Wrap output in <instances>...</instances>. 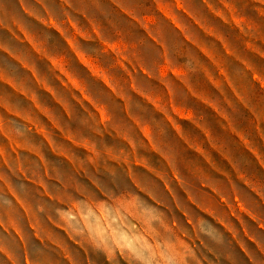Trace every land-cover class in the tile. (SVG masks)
I'll use <instances>...</instances> for the list:
<instances>
[{
    "label": "crops",
    "instance_id": "obj_1",
    "mask_svg": "<svg viewBox=\"0 0 264 264\" xmlns=\"http://www.w3.org/2000/svg\"><path fill=\"white\" fill-rule=\"evenodd\" d=\"M60 3L65 10L62 20L51 14L47 18L41 15V8L51 11L45 0H33L31 4L29 0H18L19 5L16 0H5L2 5L6 12H11L0 20V34H4L0 37V55L8 57L18 70L0 65V217L4 220L0 242L9 249L15 248L20 264H24L25 257L32 264H112L117 256L120 261H128L129 251L135 254L136 262L144 260L143 249L132 236L125 230L124 234L117 233V241L110 224L97 217L92 206L62 205L64 179L59 170L54 173L48 168L46 159L35 158L43 171L40 181L28 176L26 163L17 150H26L31 157L35 146L31 139L21 144L12 137L16 126L10 125L9 119L23 117L29 123L23 125V131L40 135L46 139L41 140L43 146L54 149L48 134H69L68 125L79 118V111L90 117L89 104L93 100L85 87L95 83L97 71L110 95L114 86L128 84L132 95L159 118L146 120L133 115L132 101L119 96L124 113L152 155L141 157L135 149L134 157L119 162L121 167L129 172L132 168L145 169L164 182L173 198L176 193L171 184L176 183L189 199L201 194L218 198L219 205L226 206L233 217L245 210L263 231L256 216L259 205L253 202L252 210L242 202L237 181L259 197L261 203L264 181L250 178L238 164L235 152L249 154L264 168V112H257L251 103H264V95H258L264 93V0H139L133 8L125 0ZM105 5H111L112 16L117 19L109 16ZM18 8L23 16L52 32L51 38L33 31L23 16L15 12ZM131 29L144 33L158 49L167 51L169 43L174 47L175 60H166L159 67V76L143 67L141 49L147 40H137ZM169 33L174 36L170 42ZM82 42L98 46V52L86 51ZM184 58L194 63L195 71L186 70V65L179 63ZM233 65L242 71L234 72ZM112 70L120 72V81L113 79ZM140 76L153 84L148 88L138 85ZM33 86L55 104L64 121L61 126L55 124L50 131V110L39 103ZM16 96L24 103L23 113H17L10 105ZM37 108L41 118L43 114L49 118L47 125H33V111L37 113ZM109 117L105 107V127ZM3 118L7 119L6 124ZM166 132L175 138L177 148L194 158H184L168 144ZM66 144L72 146L69 141ZM61 160L75 172L73 160ZM156 160L159 167L154 166ZM21 165L23 168L17 172L16 167ZM185 172L199 180L201 188L211 195H194ZM130 179L136 181L137 177L130 175ZM17 180L35 184L38 194L53 199L51 204L55 206L47 205L44 213L34 215L35 206L29 207L32 201L25 200L27 193L23 185H17ZM52 181L61 185L57 196L47 191ZM229 192L235 204L229 202ZM163 193L157 191L160 196ZM59 211L63 212V220ZM250 239L255 242V238ZM0 264L12 261L0 253Z\"/></svg>",
    "mask_w": 264,
    "mask_h": 264
},
{
    "label": "rangeland",
    "instance_id": "obj_2",
    "mask_svg": "<svg viewBox=\"0 0 264 264\" xmlns=\"http://www.w3.org/2000/svg\"><path fill=\"white\" fill-rule=\"evenodd\" d=\"M110 72L113 79L120 81L121 74L118 70H112ZM80 75L81 78H84L81 72ZM101 76L100 71H97L95 83H90L89 86L85 87V92L89 93L93 103L89 104L90 117L87 118L85 114V118L81 122L83 126L89 130L91 136H86L81 129L73 127V123L80 118V113L82 111H79V118L74 119L73 123L68 125V129L71 131L69 134L63 135L60 133L58 135L56 133H50L47 135L49 141L54 143V149L45 148L41 140L45 141L46 139H41L40 135H29L23 131L22 127L16 123L19 121L22 125L29 124L23 117L16 116L14 120L9 119V124L16 126V133L12 135L15 141L23 144L24 142L26 143L28 139H31L35 146L31 153V157L28 151L17 150V152H20V158L26 163L24 167L26 173L35 180H41L43 171L39 163L35 161V158L40 157L46 159L49 169H52L54 173L57 172L59 169L56 168L49 159V153L60 160L70 159L74 161L75 173L87 175L88 180L91 182H81L75 178L74 173L71 174L68 171L61 173L59 170L58 172L61 178L64 179V194L61 198L63 202L62 205L65 208H70V206L75 204L80 205L81 208L92 206L97 213L96 216L101 217L106 223L110 224L109 227L115 234L117 241L119 240L117 233L119 235L120 233L124 234L126 230L130 235L129 237L132 236L135 243H138V247L143 249V261L136 262L135 259H133L135 254L129 251V256L132 258L129 257L128 261H120L117 256L112 264H196V260H194L191 255L193 250L196 251L198 256H205L207 252L202 246L198 245L196 237L188 227V224H190L193 229L198 230L200 225L203 224V221L197 223L176 198H173L176 202L175 205L172 198L166 193H163L161 196L157 194V191L162 193V189H160L158 185L149 183L144 177L137 175L135 172L136 168H132V171L129 172L126 167L120 166V161L126 158L131 159L135 156V149L138 150L139 156L141 157L143 155L140 154V149L149 153L151 158L152 155L148 145L145 143L144 139L140 138L135 128L122 131V126L115 122L113 113L116 107L121 106L119 103V96L124 95L129 98V100L132 101V105L136 100L135 95L128 94L129 91L131 92V87L122 82L121 85L113 87L114 90L112 91V95H110L101 84ZM97 86L105 89L106 93L98 94L96 91ZM32 90L33 93L37 95L39 103L43 104L44 107H48L52 118L49 120L45 114H43V118H41L39 115L40 110L37 108V113L33 111V125L45 126L47 125V119L50 122V131L53 128L55 129V124L61 126L64 121L59 110L54 106L55 104L51 102L47 95L38 91L36 86H33ZM4 95L6 97V93H4ZM105 96H107V100ZM10 105L17 113H23L25 110L24 103L18 99V96L13 99V103L11 102ZM105 107L110 116L107 120L108 123L106 127L103 122ZM93 114L94 116H91ZM1 120L6 124V118ZM131 123L134 125L132 121ZM109 125H111V127H109ZM133 133H135V135H133ZM66 136L69 138H66ZM97 136L101 139L105 136H112L126 144L127 149L110 147L105 153H101L98 151L99 145L94 139V137ZM137 137L139 138V143L136 142ZM68 141L72 146L66 144ZM128 149H130V155ZM80 152L86 153L88 159L81 160L77 155V153ZM112 165L125 168L127 172L112 167ZM89 166L95 169V171L90 169L88 172ZM20 168H23V165H21V167L17 166L16 171L20 172ZM130 175L137 177V180H132L130 183L128 179ZM32 186L38 189L35 184ZM57 194H59V192ZM148 195L152 200L147 198ZM198 200L202 201V203H198ZM189 201L201 208L202 211L206 210L205 212L209 215L220 220V223H224L215 211L218 205L214 197L201 194V197H195L194 199H189ZM51 206H55V204H51ZM259 207L260 206H258V208ZM253 208L254 207H252V210ZM94 209L92 210L94 211ZM180 212L185 215L188 224L185 217L182 216ZM256 216L258 222L264 227V212L258 211ZM234 217L239 221L244 236L250 241V238L254 239L255 236L249 231L248 221H251L253 224L256 223L249 217L248 213L241 209ZM244 217H247L248 221H246ZM225 227L232 234L234 240L240 245L241 250L246 255L252 257L251 250L240 239L239 233L235 230L234 226L225 224ZM206 242L210 243V241ZM205 264H207V262H205Z\"/></svg>",
    "mask_w": 264,
    "mask_h": 264
},
{
    "label": "clouds",
    "instance_id": "obj_3",
    "mask_svg": "<svg viewBox=\"0 0 264 264\" xmlns=\"http://www.w3.org/2000/svg\"><path fill=\"white\" fill-rule=\"evenodd\" d=\"M33 0H29V3L31 4ZM139 0H125L126 5L129 8H133ZM16 3L18 4V0H16ZM45 3L47 5V8L50 11L46 12L43 8L40 9L41 15L45 16L47 18L50 14L56 16L59 19H64V13L65 10L63 6L60 3V0H45ZM5 4V0H0V20L5 18V15L7 12H11L9 9L6 10L2 7V5ZM19 5V4H18ZM38 7V5H37ZM77 7H79V4H77ZM106 11L109 12V16L112 19H117V17L112 16V7L111 5H105ZM15 12L20 13L23 16L22 9L18 8V10H15ZM74 18L75 13H73ZM23 19L25 22L31 26L33 31L39 32L42 35H45L49 38L52 36V32H50L47 29H44L42 25H40L37 21H34L27 16H23ZM82 19V18H81ZM100 19H105L104 17H100ZM258 19V18H257ZM124 20H127L125 17ZM125 27H128V25H124ZM134 31L136 39L137 40H147V37L144 33L139 32L135 29H131ZM4 36V34H0V37ZM174 39V36L169 33L168 34V40L169 42ZM83 43V47L86 51H89L93 54L98 52V46ZM141 51L144 53V65L149 73H152L156 76H159V67L165 63L166 60H175V49L171 46V43L168 45L167 51L158 49L155 47V45L152 44L151 40H147V44L141 49ZM180 64L186 65V70L189 71H195V65L194 63L187 58L181 59L179 61ZM7 65L10 69L18 70V66L12 64V62L8 59V57L0 55V65ZM234 72H241L242 69L238 65H233ZM138 85L142 84L143 87L148 88L149 85L153 84L152 81L147 80L146 77L140 76L137 77ZM259 89V86H257ZM97 93H106V90L102 87L97 86L96 87ZM129 95H132V93L129 91ZM258 95H264V93H259ZM105 99L107 100V96H105ZM252 106L256 108L257 112H264V103H260L258 101H252ZM239 107V105H238ZM132 114L137 116H143L146 120H154L159 119L158 117L154 116L150 111L147 110V106L143 104L142 101H140L138 98L134 101L132 105ZM113 115L115 116V122L122 126V131L127 129L131 130L134 128V125H132L131 121L128 119L127 115L123 111L122 106L116 107ZM85 118L84 113H80V118L73 123V127L81 129L86 136H91V133L89 130L83 126L82 120ZM239 119V117H237ZM18 125L23 127L21 122H16ZM242 126H246V124H242ZM111 127V125H109ZM135 135V133H133ZM96 143L99 145L98 151L101 153H105L108 148H125L127 149V145L123 142L115 139L112 136H105L103 139L100 137H94ZM165 140L168 144L172 145L173 148H177V143L175 138L172 135L167 134L165 135ZM137 143H139V138L137 137L136 140ZM177 151L180 152V155L184 158H194L190 154L185 153L181 151V149L177 148ZM129 155H130V149H128ZM140 154L143 156H149L151 158L150 154L145 152L143 149H140ZM77 155L80 157L81 160H87L88 156L86 153H77ZM235 156L237 159L238 164L240 165L242 170H246L249 177H256L260 179L261 181H264V168H262L258 162L254 160V158H251L249 154H242L241 152H235ZM49 159L52 161V163L55 165L56 168L60 170L61 173H64L66 171L72 170L70 165L67 162L61 161L58 158L52 156L49 153ZM154 166L159 167L158 160L154 161ZM112 167H116L117 169H120L121 171H126L125 168H120L116 165H112ZM95 171L91 166H89L88 172ZM127 172V171H126ZM135 172L137 175H140L144 177L149 183L158 185L160 189H162L169 197L172 198V195L169 193L168 189L165 187V184L163 181L157 179L156 177L149 174L145 169L143 168H136ZM75 178L77 180H80L81 182H91L88 180L87 175L83 174H77L75 173ZM184 176L187 178L188 183L192 185V187L189 189L194 193V195H199L200 192H209L207 189L201 188V184L199 180H195L191 178L187 172L184 173ZM217 180H223V177L215 176L214 177ZM235 178V177H234ZM129 182L131 183L132 180L128 177ZM17 185H23V188L25 192L27 193V196L25 197V200L31 199L32 204L29 205L31 208L33 205L34 210L33 214H41L44 213V208L51 204L54 200L47 198L45 196H41L38 194L36 189L31 185L27 184L26 182L22 180L16 181ZM226 183V182H225ZM60 184L58 182L52 181L49 183L47 191H50L53 196H57L58 189L60 188ZM172 189L176 193V200L180 202V204L190 213L192 218L199 223L200 221H203V224L200 225L199 229H193L190 224H188V220L185 217L184 214L181 215L185 217L188 227L192 230L196 237V242H198L199 246H202L206 252L207 255L205 256H198L196 251L193 250L191 253L192 258L196 260V264H264V231L259 230L258 226L256 224H253L251 221H248L247 217H244L246 221H248L249 224V231L252 232V234L255 236V242L248 240L243 233V229L241 228V225L239 221L235 219V217L231 216L228 208L224 205H219L218 198L217 199V207L215 208V211L217 215L220 217L221 220L224 221V223H220V220L214 218L213 216L209 215L207 212L202 211L201 208L197 207L195 204L191 203L188 199L187 194L185 191L180 188L176 183L171 184ZM237 188L240 191L242 202H245L248 204L250 208L253 207V202L255 204L259 205L258 211L264 212V203H261L259 200V197L255 196L249 188H247L244 184L237 181ZM23 195V193H22ZM209 195L211 193L209 192ZM229 196V202L235 204L234 199L231 197V193H228ZM149 200H152V198L148 195L147 197ZM174 204L176 205L175 200H173ZM198 203H202V201L198 200ZM207 206V205H205ZM63 213L62 211H59L58 214L60 215V218L63 220V216L61 215ZM4 220L2 217H0V226H3ZM225 224L234 226L235 230L239 233L240 239L247 245V247L252 252V257L250 258L248 255H246L242 250L240 245L234 240L232 234L227 230L225 227ZM66 225V223H65ZM64 233L67 234V231H64ZM38 239V238H37ZM210 241V243L206 242ZM191 247V245H190ZM0 253H4V255L12 261V264H20V258L17 255V252L15 248H7L2 242H0ZM219 257V259H218ZM24 264H32V261L30 258L25 257L24 258Z\"/></svg>",
    "mask_w": 264,
    "mask_h": 264
}]
</instances>
